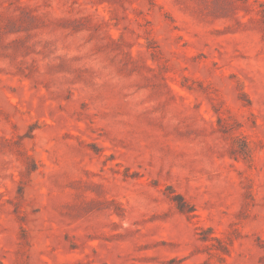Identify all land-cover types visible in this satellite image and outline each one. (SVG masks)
I'll return each instance as SVG.
<instances>
[{
	"label": "rangeland",
	"instance_id": "374dc122",
	"mask_svg": "<svg viewBox=\"0 0 264 264\" xmlns=\"http://www.w3.org/2000/svg\"><path fill=\"white\" fill-rule=\"evenodd\" d=\"M0 264H264V0H0Z\"/></svg>",
	"mask_w": 264,
	"mask_h": 264
}]
</instances>
